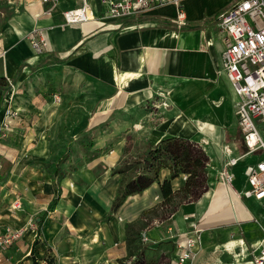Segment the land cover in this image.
Here are the masks:
<instances>
[{
    "label": "crops",
    "instance_id": "obj_1",
    "mask_svg": "<svg viewBox=\"0 0 264 264\" xmlns=\"http://www.w3.org/2000/svg\"><path fill=\"white\" fill-rule=\"evenodd\" d=\"M110 1L116 0H87L97 17L66 24L63 12L79 8L82 0H0V122L14 99L18 111L27 109L15 87L48 68L58 70L69 89L87 91L89 101L87 117L59 156L68 145L69 162L52 211L46 209L55 188L42 165L49 155L21 153L9 161L13 156L3 152V164L12 165L2 179L0 196L8 207L0 210V233H24L1 253L2 264H32V251L36 264L129 263L140 248L144 264H159L175 257L176 239L193 227L201 244L187 264H255L264 249V200L243 197L244 169L264 153H246L235 114L239 98L220 69L224 34L217 21L233 0H183V24L172 5L103 19ZM170 137L194 141L205 151L207 191L168 215L160 183L170 173L161 169L156 182L129 196L105 221L121 182L112 169ZM231 159L238 162L228 168L229 187L219 175ZM185 181L184 175L172 180V192ZM43 214L33 247L37 227L28 222L37 223ZM126 226L134 242L127 241Z\"/></svg>",
    "mask_w": 264,
    "mask_h": 264
},
{
    "label": "built area",
    "instance_id": "obj_2",
    "mask_svg": "<svg viewBox=\"0 0 264 264\" xmlns=\"http://www.w3.org/2000/svg\"><path fill=\"white\" fill-rule=\"evenodd\" d=\"M43 3L52 0H41ZM183 0H116L110 1L102 13L103 19L120 20L148 12L154 8L172 5L179 8L176 20L183 24L184 11L181 10ZM49 13V11L47 12ZM66 24H79L93 20L96 13L90 8L87 0H82L79 8L63 12ZM218 27L223 32V50L220 69L226 75L239 100L235 114L247 154L258 151L264 153V141L256 127V123H264V0H233L231 6L219 14ZM33 47H39L36 35L31 38ZM160 105L167 107L166 102ZM16 115L5 110L4 118ZM7 122H0V132ZM229 152L230 150L226 148ZM238 159L229 160L220 172V179L231 187L233 175L228 168L236 166ZM248 190L243 192L244 198L256 201L264 200V159L249 164L244 169ZM17 202L12 209L17 208ZM28 226L36 227L30 220ZM24 230L6 229L0 233V264L5 259L1 253L7 250L23 235ZM264 234V230H263ZM145 240V238H143ZM201 244L200 231L195 227L176 239L177 254L168 264H187L193 259L195 250ZM255 264H264V249L255 259ZM75 264V263H63Z\"/></svg>",
    "mask_w": 264,
    "mask_h": 264
},
{
    "label": "rangeland",
    "instance_id": "obj_3",
    "mask_svg": "<svg viewBox=\"0 0 264 264\" xmlns=\"http://www.w3.org/2000/svg\"><path fill=\"white\" fill-rule=\"evenodd\" d=\"M15 88V96L26 98L27 109L18 111L13 104L14 99L8 109L16 115L4 118L5 111L2 115V124L7 122L0 132V174L4 175L12 164H3V152L13 156L7 159L9 161L17 159L21 153L47 154V161H54L62 154L64 144L72 139L88 114L87 91L85 93L83 88L69 89L66 79L56 69L48 68L42 77L34 73L28 82ZM256 127L264 141V123H256ZM3 185L4 181L0 179V194L4 192ZM20 191L19 187L14 189L16 195ZM7 207L8 200L0 196V210Z\"/></svg>",
    "mask_w": 264,
    "mask_h": 264
},
{
    "label": "trees",
    "instance_id": "obj_4",
    "mask_svg": "<svg viewBox=\"0 0 264 264\" xmlns=\"http://www.w3.org/2000/svg\"><path fill=\"white\" fill-rule=\"evenodd\" d=\"M7 90L8 88L3 93H6ZM64 150L65 153L60 158L42 163L55 188V194L47 206V212L55 208L60 197L59 182L65 176V163L69 162L68 153L70 150L68 145ZM208 162L209 158L199 144L179 137H170L155 145L146 146L141 155L135 158L128 156L122 159L111 171L112 175L121 176V182L105 221L112 218V215L118 211L129 196L143 193L156 182L161 169H167L170 173L169 179L160 183V191L163 197L162 206L168 215H171L182 203L197 201L207 191ZM181 175L186 176L184 186L180 190L172 192L170 182ZM0 179H4V174H0ZM44 216L45 214L40 216L36 223L37 237L33 247L38 243V235ZM125 231L127 241L134 242L135 240H130V226H126ZM140 249L141 251L133 262H120V264H144L143 250ZM31 257L32 264H36L33 251ZM169 261L170 259L161 261L159 264H168ZM46 263L51 264V261L47 260Z\"/></svg>",
    "mask_w": 264,
    "mask_h": 264
}]
</instances>
